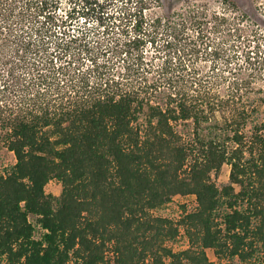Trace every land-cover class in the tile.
Segmentation results:
<instances>
[{
    "label": "trees",
    "instance_id": "trees-1",
    "mask_svg": "<svg viewBox=\"0 0 264 264\" xmlns=\"http://www.w3.org/2000/svg\"><path fill=\"white\" fill-rule=\"evenodd\" d=\"M68 1L0 0V264H264V0Z\"/></svg>",
    "mask_w": 264,
    "mask_h": 264
},
{
    "label": "rangeland",
    "instance_id": "rangeland-1",
    "mask_svg": "<svg viewBox=\"0 0 264 264\" xmlns=\"http://www.w3.org/2000/svg\"><path fill=\"white\" fill-rule=\"evenodd\" d=\"M221 0H161L162 6L160 7V12L166 13L171 11H177L184 7H187V5H191L192 3L196 4H203L205 6H208L210 8L215 7L216 9L219 7ZM240 9H243L245 11H248L250 14H253L256 12L255 6H256V0H234ZM69 1L68 0H61V5L58 8L57 13L58 15H65L68 10ZM159 10V9H158ZM77 22H82L83 19H77L75 18ZM92 23V21H90ZM88 21L86 23V26H90L91 24ZM93 26L95 24H92ZM264 86V82H261ZM176 129L180 131L185 136H190L191 134V125L189 122H181L176 125ZM15 161L14 155L11 151H8L5 146L0 145V170H2L3 167L13 164ZM229 173V166L227 164H224L216 178L218 182H222L227 180ZM45 189L47 192H50L54 195H58L60 193L61 186L56 181H50L48 184H46ZM186 205L187 209H191L195 206V197L193 195H186V196H174L170 202H168L167 205H165L163 208L157 210L155 214L163 215L167 217H171L174 219L179 218L181 215V205ZM173 248L177 249L178 247H184L186 246V242L183 238H178V240L173 243ZM207 254L211 260H215L212 251L209 249L207 250Z\"/></svg>",
    "mask_w": 264,
    "mask_h": 264
}]
</instances>
